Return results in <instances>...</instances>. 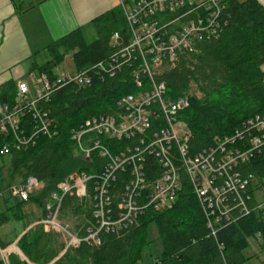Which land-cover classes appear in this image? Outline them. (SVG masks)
Segmentation results:
<instances>
[{
    "label": "built area",
    "instance_id": "2783aa9c",
    "mask_svg": "<svg viewBox=\"0 0 264 264\" xmlns=\"http://www.w3.org/2000/svg\"><path fill=\"white\" fill-rule=\"evenodd\" d=\"M123 11L127 32L125 36L115 33L112 37L115 51L110 58L74 77L67 75L53 81L45 78L35 95L20 83L14 102L0 104V135L9 139L0 155L26 151L40 139L58 135V127L45 109L56 91L68 86L88 88L94 79L103 81L130 68L138 91L116 103L115 115L91 117L79 130L71 132L81 154L87 160L96 154L106 161L105 166L99 175L76 173L60 184L46 206L42 225L66 235L68 248L81 243L98 246L105 235L139 227L148 210L172 208L185 175L200 205L209 237L217 239V233L228 223L235 224L238 216L264 209V203L248 206L255 176L239 171L240 165L250 163L264 151V117L249 120L242 129L217 138L213 146L193 154L191 131L179 119L190 105L189 97L167 99V87L157 78L163 69L174 67L179 55L216 37L227 26L226 0H134L130 8L123 5ZM184 12L187 14L178 16ZM160 117L164 124H155ZM109 142H115V154ZM151 160L157 174L148 169ZM119 173L127 174L129 181L114 208L112 186L118 182ZM40 186L37 179L30 177L9 191L13 198L28 201ZM89 186L95 224L80 237L59 223V214L65 195L75 193L85 198Z\"/></svg>",
    "mask_w": 264,
    "mask_h": 264
},
{
    "label": "trees",
    "instance_id": "16d2710c",
    "mask_svg": "<svg viewBox=\"0 0 264 264\" xmlns=\"http://www.w3.org/2000/svg\"><path fill=\"white\" fill-rule=\"evenodd\" d=\"M226 5L227 26L216 37L179 55L174 67L163 69L157 78L167 87V99L176 101L189 97L190 105L179 114V119L191 131L190 152L193 154L213 146L217 138L242 129L249 120L264 117V73L261 70L264 65V8L256 0H226ZM185 14L187 12L178 16ZM94 27L97 39L92 43L86 41L82 30L54 43L49 49L52 59L40 68L41 72L53 79L52 70L68 55L72 56L78 71L110 58L115 51L111 47L112 37L115 33L125 36L127 32L122 10L104 15L94 22ZM130 73L131 69L127 68L115 77L103 81L94 79L93 85L84 89L68 86L56 91L45 103V109L58 127V135L53 139H40L27 151L15 152L12 162V176L24 181L32 177L44 185L36 197L40 204L71 175L101 173L106 161L93 154L87 160L89 163L85 162L71 132L79 130L91 117L115 115L116 103L138 91ZM192 88L199 90L201 97H192ZM12 93L6 90L3 98L11 101ZM107 98L111 101L106 107L95 109L99 104H90L91 100ZM89 104L91 107H87ZM155 124L162 125L164 120L155 119ZM7 141L9 139L0 136V143ZM109 147L114 154L118 150L115 142H109ZM147 166L151 173L157 174L152 160ZM239 171L255 176L249 191L252 201L248 202V206L254 208L259 205L256 194L264 190V151L250 163L240 165ZM118 177V182L112 186L114 208L120 203L129 181L127 174L119 173ZM182 182V190L172 208L148 210L139 227L105 235L98 246L81 243L78 247H69L54 264H138L143 248L148 245L147 229L152 223L157 225L163 244L162 256L154 264H247L246 251L252 241L264 251V209L249 216H238L235 224L228 223L214 239L209 237L200 205L185 175ZM81 205V199L70 193L63 198L61 211L78 210ZM93 224L92 207L87 210L84 234ZM51 245L50 235L41 230L31 241L24 240L21 246L35 264H50L58 256L51 251Z\"/></svg>",
    "mask_w": 264,
    "mask_h": 264
},
{
    "label": "crops",
    "instance_id": "0c3cea01",
    "mask_svg": "<svg viewBox=\"0 0 264 264\" xmlns=\"http://www.w3.org/2000/svg\"><path fill=\"white\" fill-rule=\"evenodd\" d=\"M133 1L0 0V104L14 102L20 83H25L30 93L35 95L40 90L43 79L53 81L59 77L54 73L57 67L52 70L53 79L40 70L43 65L51 61L49 49L54 43L79 30H82L85 36L88 29L95 30L94 22L96 20L116 10H122L124 15L123 5L130 8ZM238 1L246 2L248 0ZM256 2L264 8V0H256ZM261 70L264 73V65ZM6 90L13 91V97L9 102H7L8 97L3 98ZM0 136L5 139L3 135ZM5 144L0 143V150ZM76 147L78 149L77 145ZM14 153L6 156L0 155V232L2 227L11 222H13L14 229L16 228L13 233L14 240H9L7 234L2 233L3 236H0V262L3 264H18L19 262L35 264L27 258L21 245L24 240L31 241L38 232L43 230L51 237V251L58 253V256L50 262V264H54L68 250V247L65 243L58 241L56 238L58 234L46 229L42 225V221L46 217L47 204L58 190L45 198L43 204H40L36 197L41 193L44 185H41L28 201L13 198L9 190L22 185L27 180L12 176ZM88 190L87 197H78L82 202L80 209L63 212L60 210L59 214V223L62 219L67 222L64 219L67 213L79 217L75 220V224L68 222L67 225L72 228L70 233L80 237L85 235L83 228L87 210L92 209L93 205L90 186Z\"/></svg>",
    "mask_w": 264,
    "mask_h": 264
},
{
    "label": "rangeland",
    "instance_id": "374dc122",
    "mask_svg": "<svg viewBox=\"0 0 264 264\" xmlns=\"http://www.w3.org/2000/svg\"><path fill=\"white\" fill-rule=\"evenodd\" d=\"M85 36L89 43H92L97 39V33L93 28L88 29ZM71 57H72L71 55L66 56L63 63L57 66V68L54 70V73L56 75H58L59 77H65L67 75L69 77L70 76L74 77L77 75V70H76L74 63L72 62ZM190 95L192 97H195V96L201 97L199 90L197 91L196 89H193V88L190 90ZM110 101H111V98H107L103 101L91 100L90 104L91 105L93 104V106L94 104H99L98 107H95L96 109L99 107L101 108L102 106L106 107L110 103ZM90 104L87 105V107L89 106L91 107ZM89 110L90 109L87 108V111ZM85 162L89 163L87 159L85 160ZM256 197H257V202L259 204L264 203V190L258 191V193L256 194ZM78 218L79 217L77 215H74L72 213H67L64 216V219L67 222H64V220L62 219L60 223L63 224V226L70 232L72 228L71 226L67 225L69 224L68 222H72V224L73 223L75 224V220H77ZM15 229L13 226V222L8 223L6 224V226L2 227L0 236H3V234H7L9 236V240H14L13 233H15ZM52 232L58 234L57 235L58 237L56 236L58 241H61L62 243H65L66 245L68 244L69 238L66 235L64 236V234L58 233L55 231H52ZM147 242H148V245L143 248L141 252V259L139 260L138 264H154V261L156 259L159 260V258L162 256L163 244H162L161 237L158 231V227L155 223H152L151 225H149L147 229ZM246 254H247V257L249 258L247 264H264V251H261L257 243L252 241L251 247L246 251Z\"/></svg>",
    "mask_w": 264,
    "mask_h": 264
},
{
    "label": "bare ground",
    "instance_id": "6f19581e",
    "mask_svg": "<svg viewBox=\"0 0 264 264\" xmlns=\"http://www.w3.org/2000/svg\"><path fill=\"white\" fill-rule=\"evenodd\" d=\"M198 152H201V151H198Z\"/></svg>",
    "mask_w": 264,
    "mask_h": 264
}]
</instances>
